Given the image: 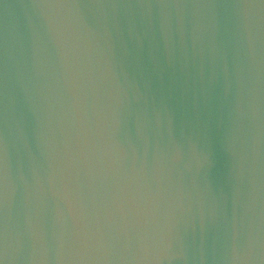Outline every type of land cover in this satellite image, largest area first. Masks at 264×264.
Here are the masks:
<instances>
[{
    "label": "clouds",
    "instance_id": "1",
    "mask_svg": "<svg viewBox=\"0 0 264 264\" xmlns=\"http://www.w3.org/2000/svg\"><path fill=\"white\" fill-rule=\"evenodd\" d=\"M0 264H264V0H0Z\"/></svg>",
    "mask_w": 264,
    "mask_h": 264
}]
</instances>
